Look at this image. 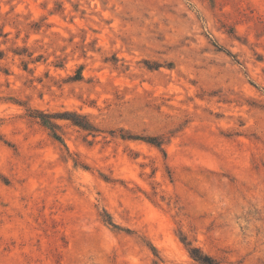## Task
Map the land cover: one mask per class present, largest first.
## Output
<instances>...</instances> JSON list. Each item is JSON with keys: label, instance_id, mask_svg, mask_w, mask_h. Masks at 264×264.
Returning <instances> with one entry per match:
<instances>
[{"label": "rangeland", "instance_id": "374dc122", "mask_svg": "<svg viewBox=\"0 0 264 264\" xmlns=\"http://www.w3.org/2000/svg\"><path fill=\"white\" fill-rule=\"evenodd\" d=\"M195 253L264 264V0H0V264Z\"/></svg>", "mask_w": 264, "mask_h": 264}, {"label": "trees", "instance_id": "16d2710c", "mask_svg": "<svg viewBox=\"0 0 264 264\" xmlns=\"http://www.w3.org/2000/svg\"><path fill=\"white\" fill-rule=\"evenodd\" d=\"M195 250L196 252H199V249L196 248ZM194 255L196 259L202 262V264H216L214 259L208 255H202L201 253H195Z\"/></svg>", "mask_w": 264, "mask_h": 264}]
</instances>
